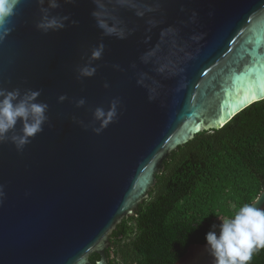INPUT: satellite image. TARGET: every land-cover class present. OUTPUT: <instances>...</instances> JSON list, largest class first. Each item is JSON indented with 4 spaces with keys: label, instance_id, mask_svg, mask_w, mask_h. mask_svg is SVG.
<instances>
[{
    "label": "water",
    "instance_id": "water-1",
    "mask_svg": "<svg viewBox=\"0 0 264 264\" xmlns=\"http://www.w3.org/2000/svg\"><path fill=\"white\" fill-rule=\"evenodd\" d=\"M163 2V26L186 20L195 10L198 23L181 26V36L187 40L194 32L205 34L199 45L189 42L195 59L181 65L185 71L165 78L141 64L139 56L159 33L154 30L145 45L141 27L127 40L104 38V57L95 62L101 67L83 83L75 68L101 39L91 0L55 10L71 14L79 24L48 34L36 28L41 14L35 0L20 5L10 25L13 31L0 43V87L42 90L39 101L49 105V123L23 152L11 142L0 144L5 192L0 264H109L111 234L149 198L163 161L197 133L222 127L264 99V0ZM181 6L188 11L181 12ZM123 15L143 24L131 13ZM133 62L160 81L157 100L149 101L147 89L136 83ZM105 81L110 88L103 87ZM65 94L69 99L60 103L58 97ZM114 97L122 100L121 114L101 134L73 120L98 127L94 109H107ZM79 98L87 102L77 108ZM21 129L18 124L9 135ZM251 203L264 208V188ZM205 245H190L173 264H212ZM93 253L100 256L95 262Z\"/></svg>",
    "mask_w": 264,
    "mask_h": 264
},
{
    "label": "trees",
    "instance_id": "trees-1",
    "mask_svg": "<svg viewBox=\"0 0 264 264\" xmlns=\"http://www.w3.org/2000/svg\"><path fill=\"white\" fill-rule=\"evenodd\" d=\"M156 178L149 198L111 234L109 264H173L190 245L206 243L213 224L218 232L221 219L257 197L264 188V99L197 133L163 161ZM251 264H264V250Z\"/></svg>",
    "mask_w": 264,
    "mask_h": 264
},
{
    "label": "clouds",
    "instance_id": "clouds-1",
    "mask_svg": "<svg viewBox=\"0 0 264 264\" xmlns=\"http://www.w3.org/2000/svg\"><path fill=\"white\" fill-rule=\"evenodd\" d=\"M39 5L40 18L36 28L43 34L64 30L67 26H76L79 21L73 19L71 14H57L55 10L62 5H77L78 0H35ZM25 0H0V43L13 31L10 27L12 19L18 15V9ZM93 10L91 16L95 26L100 30L101 39L93 45L89 52L81 59H86L83 64L75 68L76 79L83 83L85 78L96 75L100 64L95 62L103 59L106 45L104 38L127 40L143 27V44L149 45L153 38L154 30L159 29L158 39L154 45L139 56L143 65H151L152 70L165 78L175 77L185 71L181 65L188 60L195 59V55L188 51L190 43L199 45L204 39V33H193L185 40L181 36L182 27L198 23V13L191 11L186 20L178 24H166V9L163 0H91ZM46 5V6H45ZM181 12H187L183 6ZM131 13L136 21L143 24L130 22L123 13ZM55 13V14H54ZM211 15V13H210ZM199 47L196 51L199 52ZM116 71H125L119 64H112ZM130 68L134 71L136 83L147 89L149 101L159 97L162 87L159 80L149 72L139 71L138 64L133 62ZM183 86V85H182ZM103 87L110 88L105 81ZM42 90L27 89L22 93L19 87L9 90L0 87V144L11 142L18 152H23L31 143V139L43 132L44 125L49 123L47 115L49 105L39 101ZM69 97L60 95L58 101L63 103ZM85 98L75 100L77 108L86 104ZM123 107L120 97L110 100L107 109L97 106L93 111V119L99 126L85 124L83 120H73L85 129L92 128L101 134L110 124L117 121ZM22 124L20 133H15L17 125ZM5 196L4 186L0 185V204ZM255 203H244L229 218L221 219L219 231L217 225H212V230L205 235V250L212 258V264H251L255 254L264 250V208H258ZM219 216L218 213H215Z\"/></svg>",
    "mask_w": 264,
    "mask_h": 264
}]
</instances>
